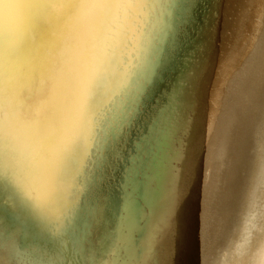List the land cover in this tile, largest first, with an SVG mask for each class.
Instances as JSON below:
<instances>
[{"label": "bare ground", "instance_id": "obj_1", "mask_svg": "<svg viewBox=\"0 0 264 264\" xmlns=\"http://www.w3.org/2000/svg\"><path fill=\"white\" fill-rule=\"evenodd\" d=\"M108 15L79 0L0 2L3 119L6 128L17 121L18 159L15 177L5 166L0 182V203L18 217L0 236V264H71L70 245L60 254L66 231L33 198L46 174L69 189L63 216H89L91 227L82 224L80 234L97 238L101 264H172L171 236L201 203L198 174H212L224 131L236 125L242 182L234 179L224 189L228 200L202 219L209 228L188 262L219 264L243 214L255 210L252 189L264 176V0H144L135 11L121 4L93 56L107 99L73 119L59 151L57 143L41 150L39 141L60 131L57 70L88 47ZM93 250L88 264L99 258Z\"/></svg>", "mask_w": 264, "mask_h": 264}, {"label": "rangeland", "instance_id": "obj_2", "mask_svg": "<svg viewBox=\"0 0 264 264\" xmlns=\"http://www.w3.org/2000/svg\"><path fill=\"white\" fill-rule=\"evenodd\" d=\"M224 112L225 111H223V113ZM224 133L225 134L227 133L226 134L227 137L226 136L224 137L225 140L223 141V143L219 145V147H217L216 151L220 153L222 151V148L225 151L224 153L222 152L223 155L222 153L220 154L219 159H217L218 157L213 158V162H211V168H214L213 169L214 171L211 174L209 169L206 172H201L198 174L199 177L195 186L197 185V189L199 187L198 197L201 203L197 205V201L194 202V204L198 206V207L196 206L197 207L196 211H198L196 217L187 223H184L182 225L180 224L179 225L180 228L178 229L177 232L178 235L176 236L172 234L171 236V240L173 242L175 241L174 250L178 255V258L175 261H173L172 264H186V263L188 264L191 257L195 255L194 252L197 248V243L199 241V238L205 235L209 228L210 221L206 222V220H202V219L205 217V215H207L211 207L214 209L215 213L219 211L218 208H220L222 204L228 200L225 194V190L229 189L230 184L234 182L233 181L234 179L235 181L238 182V177L241 174L240 159L238 154L239 155L241 154V150L243 148L242 147L243 138L241 139L236 138L238 134L240 135V130L237 128L236 125H234L233 129L226 128V131H224ZM259 147L261 148V150H258V152L262 153V146L259 145ZM174 161H175L174 159L171 162L169 161L170 166L175 167L178 165L179 161L178 162L176 161L174 162ZM38 165L41 166V170H44L43 163L41 164L38 163ZM262 166L264 173V163H262ZM48 175L46 174L44 177L41 178V180L40 179L37 180L38 188L33 185V187L36 189L34 190L33 198L34 199L37 198L36 202L39 206L38 208L39 213L43 214L44 217L50 216L48 219L52 218L57 220L56 226L60 227V230L66 231L68 235L69 241L67 242L69 243L67 245L65 244L66 243L65 240H63L62 243H59L60 247L62 246V248L60 249V254L66 252V249L70 245L71 248L69 252L70 253L69 263L88 264L87 251H89V247L91 246V250H93L94 247L95 250L93 251L98 252V257H99V258H95L94 264L96 262L98 264H101V261L103 259L102 254L104 251L101 252V249H99L98 245L93 241L94 239L97 240V238L93 236L94 234L91 235V233L89 232H88L89 234L87 235L85 233L83 235L80 234V232L82 231L81 225L83 224V227L90 228L92 221L88 219L89 218L88 215L85 216L83 214L84 213L83 210H80L74 212L73 218L70 217V215H68L67 213H65V216L67 215V219H65V221L61 223L60 220H62V218L65 217L63 216V212L65 206H67V202H65L64 200H67L66 194L69 193V189L63 191L60 187H57L55 183L53 182L51 183V181H49L50 182L49 183ZM263 177L261 176V180H259L260 182L258 181L257 184H255V187H253L252 189L253 199L255 200V204H254L255 206L253 209L255 210H251L250 212V209L248 208L249 209L248 212H245L243 214L242 218L240 219L241 221L240 226L237 228V235L235 236V239L229 243L228 248L225 249L224 257L219 262V264H260L262 259L264 260V179ZM241 182L242 181L239 180L238 185ZM29 187L30 185L27 184L25 185V187L24 185H21V188L25 189L24 190L25 192H27V189ZM69 198H71V195ZM196 199H197V195H196ZM2 203H0V228H1L0 236L1 237L4 236L2 231L3 230L5 231V228H7L9 225V223L8 225L6 223L7 220H11V222H13L18 218L16 216L17 213L16 209H12V207L8 203L7 204L4 203L6 205ZM10 213L13 216L10 215ZM252 213L254 214L255 218L251 217ZM200 216H201V220H198ZM86 217L87 220L84 219ZM210 217L212 219L213 215L209 216V220ZM257 219L259 222L257 221ZM1 233L3 235H1ZM60 236H62V233Z\"/></svg>", "mask_w": 264, "mask_h": 264}, {"label": "snow or ice", "instance_id": "obj_3", "mask_svg": "<svg viewBox=\"0 0 264 264\" xmlns=\"http://www.w3.org/2000/svg\"><path fill=\"white\" fill-rule=\"evenodd\" d=\"M0 2H3V0H0ZM79 2L94 7H104L109 10V15L100 21L88 47L75 55L70 63L62 64L57 70L59 79L57 90L61 116L60 131L57 137L39 141L41 150H44L49 144L57 143V150L59 151V141L65 130L72 126L73 119L98 111V102L107 99L104 96L107 87L101 86L99 83L103 71L97 61L93 60V56L99 51L100 42L104 39L107 31V22L118 7L123 4L126 8H132L135 11L144 0H135V4L131 0H79ZM126 20L131 24L130 19L126 18ZM94 64H97L95 69ZM111 67L110 63H103V69L108 71L109 79L114 83L115 81L110 76ZM3 83V73L0 70V182L3 180L5 166L8 168L9 177L14 178L18 165L17 150L11 140V137L15 135L17 121L13 120L12 128H6L3 119V112L5 111ZM28 142L30 145L33 143L30 137ZM74 147L76 146L74 145Z\"/></svg>", "mask_w": 264, "mask_h": 264}]
</instances>
